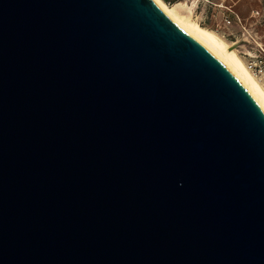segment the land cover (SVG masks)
<instances>
[{
	"label": "water",
	"instance_id": "95a60500",
	"mask_svg": "<svg viewBox=\"0 0 264 264\" xmlns=\"http://www.w3.org/2000/svg\"><path fill=\"white\" fill-rule=\"evenodd\" d=\"M0 264H264V108L154 0H0Z\"/></svg>",
	"mask_w": 264,
	"mask_h": 264
},
{
	"label": "rangeland",
	"instance_id": "374dc122",
	"mask_svg": "<svg viewBox=\"0 0 264 264\" xmlns=\"http://www.w3.org/2000/svg\"><path fill=\"white\" fill-rule=\"evenodd\" d=\"M168 4L185 2L194 4L192 14L201 26L214 31L224 41L231 44L245 62L247 53L254 48V42L241 27L244 25L249 34L264 44V0H164ZM189 15L181 9L183 16ZM236 14L241 20H235ZM228 15L233 19L231 24H224L222 18ZM196 17V18H195ZM264 87V86H263Z\"/></svg>",
	"mask_w": 264,
	"mask_h": 264
},
{
	"label": "bare ground",
	"instance_id": "6f19581e",
	"mask_svg": "<svg viewBox=\"0 0 264 264\" xmlns=\"http://www.w3.org/2000/svg\"><path fill=\"white\" fill-rule=\"evenodd\" d=\"M163 10H165L173 19L184 24L185 26L198 32L208 41H210L221 54L230 62V64L235 68L253 94L256 96L258 101L264 108V87L257 80V78L252 74V72L247 68L246 63L237 54V51L232 47L231 44L224 41L220 36H218L214 31L201 26L196 19H194L190 14H192V8L194 6L187 5L185 2H177L174 4H168L164 0H154ZM181 9L188 12L189 15L183 16L181 14ZM196 18V17H195Z\"/></svg>",
	"mask_w": 264,
	"mask_h": 264
},
{
	"label": "built area",
	"instance_id": "2783aa9c",
	"mask_svg": "<svg viewBox=\"0 0 264 264\" xmlns=\"http://www.w3.org/2000/svg\"><path fill=\"white\" fill-rule=\"evenodd\" d=\"M235 15V20L241 24V20L239 17ZM233 19L229 18L228 15H225L222 18V21L224 24H231V21ZM242 29L244 32L247 33V35L251 38V40L254 42V48L251 52L247 53V59L245 61L247 68L252 72V74L257 78V80L264 86V44L261 42H257L246 30L244 25L241 24Z\"/></svg>",
	"mask_w": 264,
	"mask_h": 264
}]
</instances>
